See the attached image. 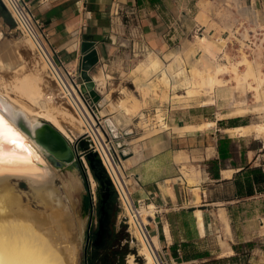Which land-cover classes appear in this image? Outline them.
Listing matches in <instances>:
<instances>
[{
	"label": "crops",
	"instance_id": "obj_1",
	"mask_svg": "<svg viewBox=\"0 0 264 264\" xmlns=\"http://www.w3.org/2000/svg\"><path fill=\"white\" fill-rule=\"evenodd\" d=\"M26 1L44 24L48 47L80 83L82 44L95 43L99 63L91 75L101 96L97 112L125 156L133 198L145 200L157 211L149 230L167 263L246 264V253L251 264L264 263V196L239 198L236 187L240 171L264 161V147H243L250 135L238 138L227 132L250 125L243 117H220L213 102L196 104L198 97H190L185 88V98L194 101L173 100L181 87L169 91L161 78L165 67L178 70L175 63L182 52L169 44L165 0ZM254 1L264 15V0ZM200 10L193 24L211 35L214 29L206 25L213 20ZM223 53L232 56L225 46ZM150 58L159 59L162 66L145 80L144 64ZM147 86L149 96L142 92ZM165 92L169 100L162 98ZM123 101L131 112L121 107ZM225 138L232 140L233 155L222 160L219 142ZM249 243H254L252 249L246 247Z\"/></svg>",
	"mask_w": 264,
	"mask_h": 264
},
{
	"label": "bare ground",
	"instance_id": "obj_2",
	"mask_svg": "<svg viewBox=\"0 0 264 264\" xmlns=\"http://www.w3.org/2000/svg\"><path fill=\"white\" fill-rule=\"evenodd\" d=\"M19 45L26 47L29 51L34 50V45L29 39H23V42L18 45L12 43L9 47L0 49V73L5 69L18 71L24 68L25 61L19 52ZM225 45L226 41L222 37L219 39H212L207 35L196 37L194 46L189 50V55L195 56L196 52L200 51L202 52L201 56L195 58L193 56L194 60L191 68L185 69L182 65V53H178L177 62L175 63L178 66V70L174 71L173 66L165 67L163 70L161 81L165 88L171 91L180 86L187 90V94L190 97L205 96L207 98L206 102L212 103L215 90L222 88L227 83V80L222 78V75L231 74L237 83L235 85H237L238 89H248L254 93L256 100L262 99L264 96V89L261 92V87L264 83L262 66L259 65L256 69L244 51L238 62L228 61L229 65L222 63L220 58L223 55ZM260 47H262L261 43ZM224 56L227 58L226 54ZM158 60L150 58L144 64L146 66L143 72L145 80L150 77L151 70H157L160 65ZM35 63L39 68L36 72L26 73L22 77H18L10 85L1 82L2 75H0V119L22 138L25 148L28 149L27 152L25 148H21L23 146L19 145L18 140L15 144L0 141V155L8 161V163L0 165V264H75V247L68 243V226L66 228L65 219H62L65 216L64 214L68 215L69 208L68 206L63 207L62 197L55 194L56 189L54 190L55 187L53 188L52 183L59 170H66L69 176L63 177V198L71 202L74 194L82 190L81 178L76 169H74L76 166L54 167L45 151L30 135L20 128L18 123L21 120L26 122L33 131L42 122H49L69 141H73L74 136L77 137L83 134V121L76 115L67 101L55 100L56 93L46 91L48 86L45 83L47 80L42 73L44 70L46 71L47 65L40 60H35ZM260 63L262 62L260 61ZM36 66L35 68H37ZM161 66L159 67L161 68ZM241 67H244V71H241ZM147 81L149 80L147 79ZM151 81L153 80H150V84ZM65 86L63 87L66 91L71 94L76 93V88L72 83L66 82ZM148 86L144 89L141 87L143 89L141 91L147 96H149L148 94L151 91ZM162 98L169 100L170 96L165 92ZM55 103L58 105H54ZM125 104V102L123 104L121 102V107L125 108V111L131 112L125 107ZM245 105L244 103L238 106L235 104V108L226 115L229 117H243L249 111ZM2 107L8 110L10 114L5 113ZM100 114L98 112V115ZM226 115L223 114L222 116ZM91 119L93 120V118ZM89 123L92 125L91 122ZM205 126L213 125L212 123H207ZM227 132L233 137H246L254 133L260 136L264 135V123L230 129ZM13 178H24L29 181L31 187L36 191V197L43 203L53 206L52 208L56 210H53L50 214H39L37 218L30 216V208L23 206L21 197L15 193L14 187L10 184V180ZM90 180L91 187L95 190L96 182L92 174L90 175ZM150 207L153 208L152 206ZM142 214L143 220L147 222L146 217L152 213L149 212L147 207H144ZM128 215L131 216V222L133 223L132 213H128ZM199 225L203 226L201 216H199ZM131 230L133 237L139 241L138 243H141L140 255L145 258V264H163L152 243L150 247L144 236L136 228ZM153 241L159 250L158 241L155 238H153ZM128 264H136L133 255L129 257Z\"/></svg>",
	"mask_w": 264,
	"mask_h": 264
},
{
	"label": "rangeland",
	"instance_id": "obj_3",
	"mask_svg": "<svg viewBox=\"0 0 264 264\" xmlns=\"http://www.w3.org/2000/svg\"><path fill=\"white\" fill-rule=\"evenodd\" d=\"M234 1L236 2L237 0H177V2L175 0H165L164 18L166 21V34L167 37L171 39V41H169L170 46L182 52V65L185 69H190L192 66L194 55L190 56L188 50L194 46L196 37L210 35L208 34L209 32L203 34V30H200L199 26H195L193 24L194 18L196 17V14L199 13V8H201L200 11L204 12L203 16H206V19L211 18V20H213L212 25H206V29H214V32L211 33L210 36L224 38L226 41L225 47L232 54V56H227L228 59L222 55L220 58L222 61H220L228 65L229 62H238L241 59L242 52L244 51L248 59L253 62L254 67L257 69V66L261 65L262 72L264 73V15L262 14L260 4L258 3V7H256L254 0H238L236 3ZM207 16L209 17L207 18ZM0 22L3 24L2 27L4 28L3 37L0 41L2 48L9 47L12 43L14 45H18L23 42V39H28L16 28L11 16L8 18L0 13ZM216 32L217 35H214ZM260 43L262 47H260ZM18 49L23 56L25 66L18 71H10L8 69L1 71V82L8 85L12 84L18 77H22L26 73L36 72L37 69H39L35 63V60L38 59L33 51L27 50V48L22 45H19ZM196 53L197 54H195L194 58L200 57L202 54L200 51H197ZM260 61L262 63H260ZM35 66L37 68H35ZM240 69L241 71H244V67H241ZM42 74L48 81L45 83L48 86L46 91L55 94L57 91L55 83L51 81L45 70ZM229 75H222V78L227 80V83L222 88H217V91L215 90V96L213 99L215 106L213 108H215L217 113L222 116L223 114L226 115L232 111L235 108V104L238 106L241 105V103H244L250 112L248 111L245 114L246 116H243V122L249 123L250 125L257 123L263 124L264 96L262 99L256 100L252 91L248 89H238L237 85H235L237 84L236 81L232 78L231 74ZM263 89L264 83L261 87V92H263ZM178 94L180 96H175L173 100L175 99L176 101L183 102L184 104L194 101V98H185L186 90H184L183 87L180 88ZM204 100L205 96L195 98L196 104L200 105L206 102ZM54 105L57 106L58 104L55 103ZM225 117L229 116L226 115ZM241 145L243 147L248 145L254 150H259L260 147H264V135L257 136L255 133L251 134L248 143L245 144L242 142ZM242 150L246 151L245 148ZM261 154H264V152ZM260 166L264 168V161L258 162V167ZM74 169H76L79 177L81 178L82 190L81 192L74 194V198L71 202L63 198V177L69 176L66 170H59L52 186L53 188L55 187L54 190L56 189L55 194L57 196L61 195L63 207L68 206L69 208L68 215L64 214L66 217L63 216L62 219H65L64 223L66 228L68 226V243L75 247V264H90L94 248L92 244H87L88 234L91 227L97 230L100 215L97 201H92L90 196L91 194L88 190V181L86 176L79 167ZM95 181V193L97 194L98 182L96 179ZM10 184L14 187L15 193L21 197L23 206L30 208V216L33 218L39 217V214H50L53 210H56L52 208L53 206L43 203L38 197H36V191L31 187L30 182L26 179L13 178L10 180ZM115 205L116 214L112 220V230L115 237L114 241L110 245V249L112 253L115 254L117 263L128 264L129 257L133 255L135 257L136 264H145V258L140 255L142 247L141 243H138L139 241L133 237L134 235H132V230L129 229V225L127 224V218H125L126 213L120 206L116 196ZM244 259L246 260V264H251L249 262L251 261L249 253H246ZM161 261H164L167 264L164 258L163 260L161 259Z\"/></svg>",
	"mask_w": 264,
	"mask_h": 264
},
{
	"label": "built area",
	"instance_id": "obj_4",
	"mask_svg": "<svg viewBox=\"0 0 264 264\" xmlns=\"http://www.w3.org/2000/svg\"><path fill=\"white\" fill-rule=\"evenodd\" d=\"M0 1L5 5L7 12L16 25V28L23 36L33 43V52L37 59L47 65L46 72L48 73L49 78L53 79L57 87L55 100L67 101L75 111L76 115L83 121L82 129H84V132L81 136L90 140L91 151L97 153L102 161L106 176L112 183L114 195L126 213L125 218H127L129 229L136 228L142 236H144L150 247L152 243L160 258L163 260L161 252L156 247L155 242L153 241V236L149 230L150 221L151 219L153 220V216L157 211L147 205L145 200H135L133 198L127 169L121 155V148L115 145L114 140L108 134L102 118L98 115L96 104L93 103L90 97L82 94L81 83L77 80L76 75L69 70L55 50H50L48 47V34L45 31L44 24L36 18L29 3L26 0ZM66 82L72 83L76 88V93L74 92V94H71L69 91L65 90L64 87H66ZM91 118H93V120ZM89 122H91L92 125ZM70 142L74 144V140ZM78 156L80 169L87 178L88 190L91 194L92 201L95 202L96 193L91 187L90 180L92 172L86 161L85 153L79 151ZM93 179L95 180L94 177ZM144 207H147L149 212L153 213V215L149 214L146 217L147 222L143 220L142 210ZM128 213H132L133 223L131 222V216H129ZM163 264L166 263L163 261Z\"/></svg>",
	"mask_w": 264,
	"mask_h": 264
},
{
	"label": "water",
	"instance_id": "obj_5",
	"mask_svg": "<svg viewBox=\"0 0 264 264\" xmlns=\"http://www.w3.org/2000/svg\"><path fill=\"white\" fill-rule=\"evenodd\" d=\"M0 8L7 11L5 5L0 1ZM82 58L79 66V76L82 81L81 92L87 97H90L93 103L97 104L101 100V96L96 91V82L91 75L94 67L99 63L98 52L95 49V43L84 42L81 48ZM1 107V106H0ZM3 108V107H2ZM5 113H9L4 109ZM10 114V113H9ZM20 128L31 136L35 142L45 151L49 160L54 164L56 168H63L64 166L72 167L76 166L80 168L79 164V151L85 153V158L88 166L93 174V177L98 182V191L95 200L98 204V211L100 215L99 220V233H105L107 228L110 227L112 222L111 213L105 208V204L114 195L112 189V183L106 176L105 170L102 165V161L98 157L97 153L91 151V142L84 136H74V144H72L57 128H55L49 122H42L33 131L29 128L26 122L19 121ZM19 145L25 148V143L21 137L17 139ZM28 152V149L25 148ZM124 158V154H122ZM94 228H90V234L93 233ZM90 234H88V241L90 240ZM94 247L98 246L97 241L93 243Z\"/></svg>",
	"mask_w": 264,
	"mask_h": 264
},
{
	"label": "trees",
	"instance_id": "obj_6",
	"mask_svg": "<svg viewBox=\"0 0 264 264\" xmlns=\"http://www.w3.org/2000/svg\"><path fill=\"white\" fill-rule=\"evenodd\" d=\"M0 13L10 18L7 11L0 8ZM232 140L225 138L219 142V153L222 160L231 158L232 152ZM236 187L237 195L239 198L251 197L256 194L264 195V168L260 167H250L246 166L242 171H240L236 176ZM248 249L254 247V243H249L246 245Z\"/></svg>",
	"mask_w": 264,
	"mask_h": 264
},
{
	"label": "flooded vegetation",
	"instance_id": "obj_7",
	"mask_svg": "<svg viewBox=\"0 0 264 264\" xmlns=\"http://www.w3.org/2000/svg\"><path fill=\"white\" fill-rule=\"evenodd\" d=\"M105 208L111 213L112 220L116 214L115 195H113L105 204ZM111 222L110 227L107 228L105 233H99V226L97 230L93 229V233L90 234V240L87 239V244H92L97 241L98 246L93 245V256L90 259V264H118L115 259V254L112 253L110 245L114 241V234L112 230ZM90 232V231H89ZM119 262V260H118Z\"/></svg>",
	"mask_w": 264,
	"mask_h": 264
},
{
	"label": "snow or ice",
	"instance_id": "obj_8",
	"mask_svg": "<svg viewBox=\"0 0 264 264\" xmlns=\"http://www.w3.org/2000/svg\"><path fill=\"white\" fill-rule=\"evenodd\" d=\"M17 139H19L18 134L13 132V130L10 129L2 119H0V141L15 144ZM5 163H8V161L0 155V165H4Z\"/></svg>",
	"mask_w": 264,
	"mask_h": 264
}]
</instances>
